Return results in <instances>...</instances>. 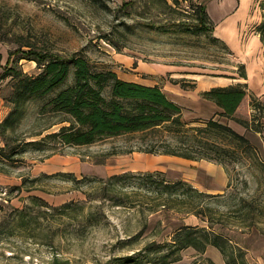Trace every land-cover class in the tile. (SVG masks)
Here are the masks:
<instances>
[{"label":"rangeland","instance_id":"rangeland-1","mask_svg":"<svg viewBox=\"0 0 264 264\" xmlns=\"http://www.w3.org/2000/svg\"><path fill=\"white\" fill-rule=\"evenodd\" d=\"M124 1L0 0L3 67L10 55L16 57L12 52L19 47L29 49L28 45L64 56L81 51L97 69H117L120 75H132L133 68L143 61L155 66L159 73H145L139 76L140 80L159 85L172 99L180 90H193L197 86L193 83L195 79L218 75L228 85H247L248 95L237 115L250 116L252 98H264V45L257 30L262 21L263 0H251L250 17L239 25L237 38L227 34L225 22L237 11L239 0H235L237 9L222 20L218 10L223 0H199L207 4L215 27L212 32L200 31L192 25L170 27L165 24V13L139 5L128 9L123 6ZM148 19L158 23L154 27L141 24ZM187 20L195 21V18ZM253 40L256 43L248 50ZM118 57L134 62L122 67ZM18 64L32 75L42 70L36 61L27 58ZM241 64L246 66L247 78L239 75ZM3 75L4 68H1L0 121L13 106L4 99L11 90L8 84L11 77L3 78ZM167 86L180 90L174 95V90L170 92ZM50 96L25 104L24 117L11 137V145L22 140H40L67 124L59 122L61 115L40 112L41 105ZM192 116L190 109L185 110L187 122L200 119ZM229 123L239 125L232 120ZM246 135L258 146L264 161V134L248 131ZM141 142V134H126L91 145H57L56 149L50 145H24L14 160L0 156V264H116L137 255L153 241L170 240L182 224L208 226L195 215L149 210L148 205H153L150 199L145 198L144 204L136 206L118 203L106 196L102 183L85 178H107L125 171H162L169 180L191 179L194 186L216 194V163L134 151ZM0 146H4L1 136ZM222 171L229 180L225 168ZM71 173L73 176H67ZM224 192H233L237 197H246L249 203H261L264 207V173L260 168L240 165L233 173V186ZM34 197L43 200L36 201ZM237 203L230 199L220 207L226 212L233 211ZM213 205L216 207V202ZM248 211L249 218L238 220L252 221L250 204ZM233 218L237 219L235 215ZM230 221V227L235 229L217 226L216 229L242 245L252 264H264V212L250 231L239 229L234 219ZM204 256L215 264L224 263L214 246ZM182 257L181 263L211 264L199 257L193 247L183 250Z\"/></svg>","mask_w":264,"mask_h":264},{"label":"trees","instance_id":"trees-1","mask_svg":"<svg viewBox=\"0 0 264 264\" xmlns=\"http://www.w3.org/2000/svg\"><path fill=\"white\" fill-rule=\"evenodd\" d=\"M137 5L165 13V24L170 27L192 25L204 32L215 29L207 4L199 0H125L123 3L128 9ZM261 6L262 21L257 30L264 45V0ZM191 17L195 21L187 20ZM157 23L148 19L141 24L154 27ZM28 46L29 49L19 47L12 52L16 57L10 55L4 67L0 54L3 78L11 77L8 81L11 90L4 99L13 105L0 121V136L4 141V146H0V156L12 160L24 145H50V148L56 149L57 145H91L120 135L141 134L142 142L134 151L214 162L227 171V188L233 186V173L240 165L260 168L264 173V161L258 146L229 123L232 120L248 131L264 134V98H252L249 117L237 115L248 95L245 83L216 86L203 91L202 97L215 102L220 111L209 119H195L189 123L184 119L183 106L170 98L159 85L126 80L112 68L97 69L81 51L64 56L49 49ZM22 58L36 61L41 72L37 75L25 72L18 64ZM239 75L248 77L245 64L240 65ZM47 96L50 97L41 105L40 112L43 115H61L59 122L67 124L58 131L47 133L40 140H22L11 145V137L24 117L25 104ZM85 178L102 183L106 196L118 203L136 206L137 203L144 204L146 198L153 204L148 205L151 206L149 210H174L195 215L208 223V226L182 224L170 240L164 243L153 241L141 249L144 251L140 250L137 255L116 264H191L181 263L182 251L190 247L196 249L199 257L215 264L211 258L204 256L210 246L220 250L226 264H252L247 250L220 229H235L229 225L234 219L239 229L248 228L250 231L264 212L261 203L254 205L246 197H237L233 192L209 193L185 179L169 180L162 171H125L107 178ZM71 180L77 181L75 177ZM34 199L43 200L40 197ZM230 199L236 200L238 207L226 212L220 204L228 203ZM215 202L216 207L213 205ZM249 204L253 211L252 221L243 223L238 219L249 218Z\"/></svg>","mask_w":264,"mask_h":264},{"label":"crops","instance_id":"crops-1","mask_svg":"<svg viewBox=\"0 0 264 264\" xmlns=\"http://www.w3.org/2000/svg\"><path fill=\"white\" fill-rule=\"evenodd\" d=\"M118 58L121 61L122 67L130 66L134 62V60H131L128 58H124V59H121L120 57H118ZM114 70L119 72L117 69H114ZM145 73L150 74V75H156L159 73V70H157L155 68V66H153L151 64H147L143 61H140V62H138V65L133 68L132 75H128V74L120 75L119 73L118 74L120 75V77H122L126 80H133V81L142 82L140 80L139 76H142ZM223 78L224 77H221L218 75H215V76H208L207 75L204 77H199L198 79H195L193 81V83L197 84V86L193 90H180L179 88H177L175 86H169V87L167 86V87L169 88L170 92H172V90H174L173 91L174 95H177L178 94L177 90H180L181 93L178 95L182 96L183 99H185L184 101L180 100L178 95L174 96V97L172 96V97H173V99H175L176 101H178L179 103H181L185 107L184 112H185V110L190 109V111H192V113H193L192 117H198V118L200 117V119H209V118L213 117L214 115H216V113L218 111H220V108L217 106V104L215 102L203 98L201 93L205 90L211 89L212 87L227 86L228 83H226V81L225 82L221 81ZM142 83L149 84V83H146L145 81H143ZM149 85H151V84H149ZM233 127L241 133L246 134V132H248V130H246V128L240 124L238 126H233ZM255 136H257V135H255ZM151 155H154V156H170V155H155V154H151ZM178 158H182V157H178ZM182 159L194 161V162L207 161V160L196 161V160H190V159H186V158H182ZM207 162H210V161H207ZM216 166H217L216 172H218V174H216V193H219V192L221 193V192H224V190L227 188L228 177L224 173V171H222V169L224 170V168L221 165L217 164ZM218 166H219V168H218ZM185 180H188L189 182H193L191 179L186 178ZM216 254L218 255L219 259H221L222 262L225 263L224 257L218 248H216Z\"/></svg>","mask_w":264,"mask_h":264},{"label":"bare ground","instance_id":"bare-ground-1","mask_svg":"<svg viewBox=\"0 0 264 264\" xmlns=\"http://www.w3.org/2000/svg\"><path fill=\"white\" fill-rule=\"evenodd\" d=\"M251 5L252 2L251 0H239V7L237 9L236 7V1L234 0H223L222 3L220 4V9L218 11L219 12V18L222 20L223 18H225L227 15H229L230 13H232L233 10L237 9V11L235 13H233V15H231L230 17H228V19L226 20V32L228 35L237 38V34H238V28L240 24H245L246 21H248L249 17H250V13H251ZM256 41H252L249 45H248V50H250L251 48H253V46L255 45Z\"/></svg>","mask_w":264,"mask_h":264}]
</instances>
